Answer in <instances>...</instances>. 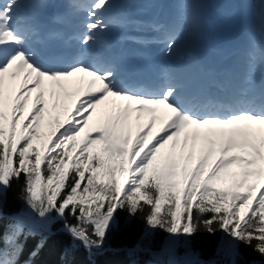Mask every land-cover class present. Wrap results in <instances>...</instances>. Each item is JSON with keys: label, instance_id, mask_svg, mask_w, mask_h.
<instances>
[{"label": "snow or ice", "instance_id": "snow-or-ice-1", "mask_svg": "<svg viewBox=\"0 0 264 264\" xmlns=\"http://www.w3.org/2000/svg\"><path fill=\"white\" fill-rule=\"evenodd\" d=\"M114 5H73L83 13L71 37L81 52L65 63L61 51L44 47L42 30L21 16L23 0H0V203L23 175L21 198L30 210L27 220L14 217L0 232V264H18L25 228L49 229L59 219L73 241L100 248L117 210L135 215L144 206L146 224L169 234L170 244L222 230L230 238V264H237L241 243L264 255V32L250 44L236 85L201 86L165 71L141 86L117 60L93 53L112 27L107 17ZM180 7L179 26H152L166 55L191 25L196 5L184 0ZM259 8L264 26V0ZM62 97H75L63 121L52 115ZM101 105H110L107 115L90 129ZM46 112L49 130L42 132Z\"/></svg>", "mask_w": 264, "mask_h": 264}, {"label": "trees", "instance_id": "trees-1", "mask_svg": "<svg viewBox=\"0 0 264 264\" xmlns=\"http://www.w3.org/2000/svg\"><path fill=\"white\" fill-rule=\"evenodd\" d=\"M22 183L23 175L19 182L13 180L0 203V232L13 223L15 216L30 213L21 198ZM144 208V212L138 211L135 215L124 209L117 210L114 213L115 223L107 230L100 248L88 249L82 243L73 241L63 228L64 221L59 219H55L46 230L30 231L25 228L24 235L20 237L23 250L18 264L26 261L28 264H165L168 257L164 251L170 245L169 234L159 228L151 229L146 224L148 206ZM210 215L206 214L204 218ZM67 220L69 223L76 222L71 216ZM229 240L222 230L214 233L201 230L188 243L183 239L176 242L174 248L177 254L190 250L207 264H230L226 253L229 250ZM239 251L241 256L237 264H264V255L254 251L252 247L241 243ZM33 252H36L35 256L32 255Z\"/></svg>", "mask_w": 264, "mask_h": 264}, {"label": "rangeland", "instance_id": "rangeland-1", "mask_svg": "<svg viewBox=\"0 0 264 264\" xmlns=\"http://www.w3.org/2000/svg\"><path fill=\"white\" fill-rule=\"evenodd\" d=\"M131 3L133 4L131 6V8H135L136 10H141V12L143 11H149V12H155L156 8L158 5H161L162 3L164 4L169 3L172 4L173 6H176L179 2V0H130ZM203 0H189V2L194 3L196 5V7L192 10V15H193V19L191 22V25L187 28V30L184 32L183 34V38L178 42V44L176 45L175 50L173 51L172 55L170 56V58H176L178 59V57L180 56H185L187 55L188 59L185 62L186 65H193L195 64V59H194V55L192 53L193 48L195 46H199L200 44H205L210 36V31L215 27H213V25H218V20L221 17L220 15L216 14V11L214 12V22L212 24H206L205 21V17L207 15V13H209V6L207 3V0H205V2L203 1V5H204V17H203V9H200V5L202 3ZM233 3H236L238 5V7L241 9L240 12V21L242 23L241 28L243 30H245V24L247 22L246 16L248 15L247 13L245 14L244 12L247 11L248 7H251L252 2L250 3L249 0H218V11H222L226 14V17L232 18V15H230V9L231 6L233 5ZM250 4V5H249ZM158 10V9H157ZM182 11V10H181ZM250 14L252 12H254L255 17L258 18L259 23H260V28L262 30H264V26H262L261 21L259 19V14H260V10H255V9H251L249 10ZM181 16V12L179 13ZM202 15L203 20L198 19L200 16ZM198 19V20H197ZM234 24L237 22V20H239L238 18H234ZM180 20V17H179ZM221 20V19H220ZM181 22V20H180ZM199 23V24H198ZM217 23V24H216ZM201 25V26H200ZM192 26H194L192 28ZM199 27V29H198ZM198 30L200 31V35L197 38H190L191 34L194 35H198ZM240 30V28L238 29ZM208 35V38H207ZM188 36L190 38L191 41H188ZM193 41V42H192ZM255 79H257L258 81H260V76L257 75L255 77ZM33 97H35V94H33ZM111 99V98H109ZM73 101H75V97H73L71 100L69 99H64L63 97L61 98V100L59 101L58 107L52 111V115L55 116H59V119L61 121H63L66 116L68 115V109H72L73 108ZM45 102L46 105L48 106V108L50 109V102L48 100V95L47 92L45 93ZM108 107H110V105H101L98 106L96 112L93 114L92 119L89 122V128L91 129V127H93L94 124H96L99 121H102L105 116L107 115V109ZM143 122V121H142ZM158 126V125H157ZM49 130L48 128V115L47 112L45 114V121L42 123V128L41 131L42 132H47ZM94 135V133H93ZM233 172L238 171V169L233 166V168L230 170ZM238 178V177H237ZM124 177L121 178V182H123ZM249 183H256L257 185H259V181L256 180L255 178H250L249 179ZM218 187L224 188L228 186V182L226 181L223 184H218ZM244 189H241V191H243ZM243 212V210H241ZM25 220L28 219V216L24 215L23 216ZM228 253V251H227ZM184 257L186 259L191 260L192 264H198L197 262H195L196 257L194 255H191L189 251H187V253L184 255ZM181 260V259H180ZM187 263V262H186ZM181 264H183V262L181 261Z\"/></svg>", "mask_w": 264, "mask_h": 264}, {"label": "bare ground", "instance_id": "bare-ground-1", "mask_svg": "<svg viewBox=\"0 0 264 264\" xmlns=\"http://www.w3.org/2000/svg\"><path fill=\"white\" fill-rule=\"evenodd\" d=\"M175 66H176V64H175ZM212 78H214V77H213V76H211V79H212ZM17 83H18V82H17ZM33 94H35V93H33ZM33 94H32V95H33ZM12 95H14V92L12 93ZM33 98H34V97H33ZM31 103H32V101L30 100V101H29L28 108H30V107H31ZM28 108H26V109H25V115H27V113H28ZM18 127H19V126H18Z\"/></svg>", "mask_w": 264, "mask_h": 264}]
</instances>
